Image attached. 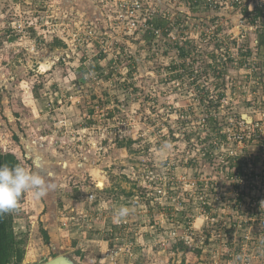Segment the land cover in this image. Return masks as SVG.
I'll return each mask as SVG.
<instances>
[{
  "label": "rangeland",
  "instance_id": "rangeland-1",
  "mask_svg": "<svg viewBox=\"0 0 264 264\" xmlns=\"http://www.w3.org/2000/svg\"><path fill=\"white\" fill-rule=\"evenodd\" d=\"M111 3L0 0V149L23 164L22 263L264 264V136L240 116L264 79L237 70L242 28L145 39Z\"/></svg>",
  "mask_w": 264,
  "mask_h": 264
},
{
  "label": "built area",
  "instance_id": "built-area-1",
  "mask_svg": "<svg viewBox=\"0 0 264 264\" xmlns=\"http://www.w3.org/2000/svg\"><path fill=\"white\" fill-rule=\"evenodd\" d=\"M171 3L177 8L169 9L167 5L164 6V3L160 1L153 2L152 0H112L110 7L115 14L109 11L115 20L118 19V23L126 27L128 34L143 36L146 31H151L152 38L155 40L163 39L171 34L172 37H175L173 33L176 28L180 27L191 29L207 24L214 27L238 25L242 29L238 31L237 37H234L237 40V59L233 58L234 63L237 61L239 72L244 71L247 73L246 78L248 80H250V75H253L256 79L253 80L254 83L261 86L264 79V44L257 47V39L249 33L250 31L264 32V0H170V5ZM184 9L195 12V17L186 18L190 13H187V11L184 13ZM235 10L241 13L244 10L247 11V13H242L247 21L230 19V13ZM255 12L257 15L252 16ZM209 13H213V16L208 19L211 22L207 23L205 16ZM223 13L225 14L224 18H219ZM159 15H163L173 22L172 29L165 35L161 28H155L152 24V21ZM247 36L250 39L249 45L243 42ZM176 49L179 55V48ZM252 50L255 52L251 53ZM221 60L224 64L226 57L222 55ZM263 102L264 97L262 98ZM262 103L256 102L257 109L244 113L252 118H258L256 122L251 121L252 131H250V134L252 136L258 135L261 138V133L257 131H262L264 136V103ZM240 116H242V113ZM241 138H244L243 134Z\"/></svg>",
  "mask_w": 264,
  "mask_h": 264
},
{
  "label": "trees",
  "instance_id": "trees-1",
  "mask_svg": "<svg viewBox=\"0 0 264 264\" xmlns=\"http://www.w3.org/2000/svg\"><path fill=\"white\" fill-rule=\"evenodd\" d=\"M243 12L247 13L245 10ZM256 15L257 13L255 12L252 16ZM152 24L155 28H161L163 34L165 35L172 29L173 22L165 18L163 15H159L152 21ZM151 34V31H146L143 37H145V39H149V37L152 38ZM250 34H253V36L257 39V47L264 44V32L258 33L257 31H250L249 35ZM249 41L250 39L248 36L243 40L245 44ZM247 45H249V43ZM188 52L189 50L186 48L179 47V55L181 57L188 58ZM211 61L212 60H210V62ZM94 67L98 66L96 65ZM83 68L84 67L81 69ZM173 69H176L175 66L172 67V70ZM209 118L217 117L210 116ZM203 154V157L206 160L214 162L215 158L212 156V152L209 149L204 151ZM241 165L242 164L238 161V158L237 164H234L233 161L230 162L231 167L235 166L237 168L238 174L244 173ZM22 167L23 164L16 154L11 151H2L0 149V264H23L22 261L25 254L26 239L19 237V235L14 232L13 208L18 202H22L24 200L26 187L22 182L15 185L11 184L13 173ZM36 175L41 176L40 173H37ZM36 179L37 178L34 179L35 183L40 187L41 184H39V182L37 183ZM41 180L43 179L41 178ZM44 196L47 197L46 195ZM44 235L45 237H48L46 232H44ZM181 245L183 246L182 248L186 247V244L184 243Z\"/></svg>",
  "mask_w": 264,
  "mask_h": 264
},
{
  "label": "water",
  "instance_id": "water-1",
  "mask_svg": "<svg viewBox=\"0 0 264 264\" xmlns=\"http://www.w3.org/2000/svg\"><path fill=\"white\" fill-rule=\"evenodd\" d=\"M242 117L245 118L247 122L250 121V117L248 115L244 114L242 115ZM40 264H77V263H75L74 260L69 255L59 254Z\"/></svg>",
  "mask_w": 264,
  "mask_h": 264
},
{
  "label": "bare ground",
  "instance_id": "bare-ground-1",
  "mask_svg": "<svg viewBox=\"0 0 264 264\" xmlns=\"http://www.w3.org/2000/svg\"><path fill=\"white\" fill-rule=\"evenodd\" d=\"M45 65L43 64L42 67H44ZM46 69V68H45Z\"/></svg>",
  "mask_w": 264,
  "mask_h": 264
},
{
  "label": "flooded vegetation",
  "instance_id": "flooded-vegetation-1",
  "mask_svg": "<svg viewBox=\"0 0 264 264\" xmlns=\"http://www.w3.org/2000/svg\"><path fill=\"white\" fill-rule=\"evenodd\" d=\"M73 259V258H72ZM47 261V260H46ZM45 262V261H44ZM74 262H75V260H74ZM76 263V262H75ZM40 264V263H39Z\"/></svg>",
  "mask_w": 264,
  "mask_h": 264
}]
</instances>
